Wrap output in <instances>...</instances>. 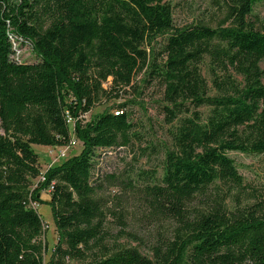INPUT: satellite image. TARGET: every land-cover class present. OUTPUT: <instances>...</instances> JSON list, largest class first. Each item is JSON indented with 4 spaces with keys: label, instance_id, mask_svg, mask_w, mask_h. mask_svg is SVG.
<instances>
[{
    "label": "trees",
    "instance_id": "16d2710c",
    "mask_svg": "<svg viewBox=\"0 0 264 264\" xmlns=\"http://www.w3.org/2000/svg\"><path fill=\"white\" fill-rule=\"evenodd\" d=\"M229 1L233 26L177 28L167 0H0V264H52L38 242L43 220L29 206L42 202L43 190L59 259H82L103 245L96 153L127 146L136 134L124 105L89 121L84 115L145 69L178 109L165 108L170 122L183 113L180 101L196 108L176 126L162 176L149 175L144 188L150 211L175 227L151 256L126 249L93 264H264V187L248 185L229 155L264 154V24L256 30L248 20L253 0ZM165 35L161 50H147ZM16 40L34 59L15 57ZM207 59L218 95L208 94ZM73 137L83 142L80 153L42 173L32 145L64 147ZM232 197L253 202L233 212Z\"/></svg>",
    "mask_w": 264,
    "mask_h": 264
},
{
    "label": "rangeland",
    "instance_id": "374dc122",
    "mask_svg": "<svg viewBox=\"0 0 264 264\" xmlns=\"http://www.w3.org/2000/svg\"><path fill=\"white\" fill-rule=\"evenodd\" d=\"M173 8L174 24L177 28L190 25H205L209 27H231L234 15L231 13L229 0H167ZM252 14L249 21L255 29L261 30L264 24V0H253ZM40 24L44 29L50 19L40 10ZM164 37H158L147 50L152 52L161 50ZM15 57L20 60L34 59L32 48L21 40L15 42ZM264 71V61L261 63ZM203 73L209 83V95H218L212 83L208 68V59L202 66ZM264 81V78H263ZM110 84L105 88L109 90ZM175 121L170 122L165 108L175 109L174 105L166 101L165 88L158 80L149 81L148 72L141 71L134 79L132 86L121 87L118 96L102 95L93 108L84 115L89 121L97 115L110 110L118 111L124 105L130 113V120L134 124L131 142L127 146H115L100 149L96 153L92 182L95 186L94 198L104 205L106 220L104 221L107 239L103 245L95 247L86 253L82 259H59L56 247L59 244L58 233L54 223L51 205L49 204V190H43L42 202L30 201L29 206L38 210L41 216L42 232L38 238L43 249L44 261L52 264H93L94 260H102L111 253L126 249H135L142 255L151 256L152 246L161 235L170 236L175 225L158 218L148 207L144 188L152 181L149 175L162 176L166 153L174 148L173 134L181 118L190 116L196 110L190 101H180ZM191 111V112H190ZM198 112L203 116L208 113L207 107H200ZM71 128L73 127L70 124ZM0 133L4 128L0 121ZM74 138V137H73ZM69 147H49L33 144L32 147L39 156V166L42 173L47 169L60 165L67 159L78 155L83 148V142ZM64 154V155H62ZM235 160L240 174L250 186L264 187V154L252 155L242 152H230ZM36 182V181H34ZM233 197L227 201L229 211L236 212L253 201Z\"/></svg>",
    "mask_w": 264,
    "mask_h": 264
},
{
    "label": "built area",
    "instance_id": "2783aa9c",
    "mask_svg": "<svg viewBox=\"0 0 264 264\" xmlns=\"http://www.w3.org/2000/svg\"><path fill=\"white\" fill-rule=\"evenodd\" d=\"M70 122H71V120H70ZM75 143H76V140H75L74 138H72L70 144L67 145V146H65V147H69V146H71V145H73V144H75ZM62 155H64V154H62Z\"/></svg>",
    "mask_w": 264,
    "mask_h": 264
}]
</instances>
